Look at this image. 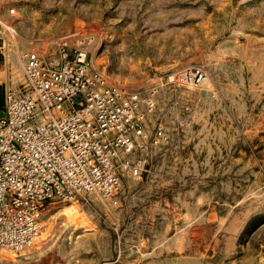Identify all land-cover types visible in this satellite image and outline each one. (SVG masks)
<instances>
[{"label":"rangeland","instance_id":"1","mask_svg":"<svg viewBox=\"0 0 264 264\" xmlns=\"http://www.w3.org/2000/svg\"><path fill=\"white\" fill-rule=\"evenodd\" d=\"M0 116L24 56L71 36L155 106L146 170L110 201L52 203L0 264H264V0H0ZM200 68L196 84L185 72Z\"/></svg>","mask_w":264,"mask_h":264},{"label":"built area","instance_id":"2","mask_svg":"<svg viewBox=\"0 0 264 264\" xmlns=\"http://www.w3.org/2000/svg\"><path fill=\"white\" fill-rule=\"evenodd\" d=\"M16 31L0 18V37ZM71 36L56 39L42 55L24 56V81L5 95L0 116V251L19 253L41 234L52 203H72L84 195L110 201L122 179L146 170L131 157L158 143L145 129L153 96L142 97L112 81L93 65L89 51ZM206 81L200 68L185 72Z\"/></svg>","mask_w":264,"mask_h":264}]
</instances>
